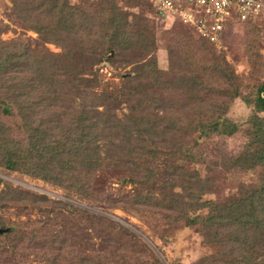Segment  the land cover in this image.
I'll list each match as a JSON object with an SVG mask.
<instances>
[{
  "label": "trees",
  "instance_id": "16d2710c",
  "mask_svg": "<svg viewBox=\"0 0 264 264\" xmlns=\"http://www.w3.org/2000/svg\"><path fill=\"white\" fill-rule=\"evenodd\" d=\"M10 2L37 36L4 39L9 25L0 20V166L80 199L100 198L116 182L122 208L158 209L169 224L197 226L221 254L212 264H264V74L245 84L189 24L196 35L176 34L167 46L168 67L160 69L154 54L144 60L155 49L148 23L115 12L116 0ZM243 24L256 31L243 51L264 70L256 44L260 18ZM118 62L136 63L115 73L121 87L109 89L100 68L116 69ZM170 91L184 96L171 106L161 99L155 108L154 94ZM237 98L249 108L243 122L228 116ZM236 134L246 140L229 152L225 139ZM210 138L218 140L214 155L202 144ZM234 171L253 180L223 199L205 197L216 189L215 172ZM0 206L40 212L15 221L0 215V264H25L24 254L47 264H155L129 231L67 202L5 182Z\"/></svg>",
  "mask_w": 264,
  "mask_h": 264
},
{
  "label": "rangeland",
  "instance_id": "374dc122",
  "mask_svg": "<svg viewBox=\"0 0 264 264\" xmlns=\"http://www.w3.org/2000/svg\"><path fill=\"white\" fill-rule=\"evenodd\" d=\"M93 1L89 0V4L94 3ZM142 1L145 4L139 3V5L133 6L128 3V0H116L117 10L115 12L123 10L128 13L127 18L129 20L132 19V14H135L139 20L148 23V27L154 35L155 49L149 55H145L144 60L151 54H154L157 57L158 67L166 70L168 67L167 46L170 43L177 42L176 34L186 30L191 31L194 35L196 34L189 27L190 25L188 26L182 20L157 12L153 7L147 9L146 3H148V0ZM0 20L9 25V29L2 34L4 39L24 35L37 36L34 31L27 29L14 16L10 0H0ZM255 33L256 31L248 30L246 25L238 23L226 31L219 46L215 44L217 51L225 54L237 73L246 77L244 83L247 85L253 84L257 78L264 74V70L257 62V57L252 60L253 62L249 61L242 47L243 42L247 38H253ZM257 37L256 44L258 52L262 56L261 58L264 59V17L260 18ZM46 46L51 51H60V47L54 43H46ZM135 63L118 62L116 69H112L107 64L101 65L100 73L103 75L105 81L108 80L110 82L107 87L111 89L112 86H119L120 80L117 74L129 70ZM243 90L247 92L248 86L243 88ZM183 96V94L176 91H170L161 95L157 92L154 94L156 99L153 101V104L155 108H161L163 105L161 104L162 106H159V103L162 99L167 103L168 101L171 102V106L174 104L173 102L179 101ZM123 111H126L124 102L116 109L119 115ZM248 115L249 108L239 98L235 99L229 108L228 116L236 122H243ZM225 140L227 151L231 152L237 150L246 139L242 134H236ZM202 144L203 148L208 150V154L214 155L218 140L216 138L204 139L202 140ZM219 170L221 169L218 168L217 171ZM225 174L222 175V173L217 174L215 172V180H217L216 189L206 194L205 197H210L215 200L223 199L236 191L241 182H250L254 177L253 174L241 171ZM5 182L10 183L12 186H18L31 192L45 195L50 200L67 202L81 210L115 222L129 231L143 245L146 251L144 257H148L155 264H198L200 259H203L200 264H212V259L221 256L219 253L214 254L216 247L209 245L206 236L202 234L197 226H184L178 222L169 224L158 209L140 213V211L134 209L122 208L119 205L120 187L116 182L108 183L99 195L100 198L90 197L85 199L67 197L61 188L24 173L12 170L6 171L0 166V188L3 187ZM129 187V185L126 186V188ZM26 210L27 212L23 211V209H18L16 206H9L7 208L0 206V215L9 221L18 219L27 220L28 218L36 219L40 217V212L37 208ZM79 223L84 224L82 221H78ZM90 226L89 224L86 230L93 234ZM71 238L74 239L75 237ZM94 241H96L97 246L98 239L94 237ZM106 254L108 255V253ZM21 256L19 254L16 261H19V257L21 258ZM23 256L25 264H47L45 261H37L32 254H24Z\"/></svg>",
  "mask_w": 264,
  "mask_h": 264
},
{
  "label": "built area",
  "instance_id": "2783aa9c",
  "mask_svg": "<svg viewBox=\"0 0 264 264\" xmlns=\"http://www.w3.org/2000/svg\"><path fill=\"white\" fill-rule=\"evenodd\" d=\"M162 14L189 24L204 38L220 45L235 24L264 17V0H149Z\"/></svg>",
  "mask_w": 264,
  "mask_h": 264
}]
</instances>
